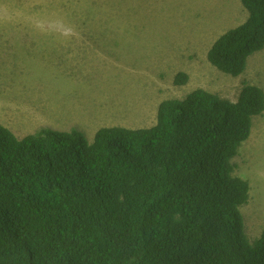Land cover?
Wrapping results in <instances>:
<instances>
[{
    "label": "trees",
    "instance_id": "16d2710c",
    "mask_svg": "<svg viewBox=\"0 0 264 264\" xmlns=\"http://www.w3.org/2000/svg\"><path fill=\"white\" fill-rule=\"evenodd\" d=\"M208 60L242 76L264 50V0ZM180 73L175 85L188 83ZM264 113V90L237 102L204 89L163 101L150 128H42L18 138L0 124V264H264L241 208L250 184L234 159Z\"/></svg>",
    "mask_w": 264,
    "mask_h": 264
},
{
    "label": "rangeland",
    "instance_id": "374dc122",
    "mask_svg": "<svg viewBox=\"0 0 264 264\" xmlns=\"http://www.w3.org/2000/svg\"><path fill=\"white\" fill-rule=\"evenodd\" d=\"M247 18L241 0H0V124L20 139L48 127L92 143L102 128L155 126L163 101L197 89L237 102L246 84L264 90V50L236 78L208 52ZM180 73L189 80L177 86ZM234 165L250 184L241 212L255 242L264 231V113Z\"/></svg>",
    "mask_w": 264,
    "mask_h": 264
},
{
    "label": "bare ground",
    "instance_id": "6f19581e",
    "mask_svg": "<svg viewBox=\"0 0 264 264\" xmlns=\"http://www.w3.org/2000/svg\"><path fill=\"white\" fill-rule=\"evenodd\" d=\"M12 30V29H11ZM26 30V29H25ZM36 50V49H35Z\"/></svg>",
    "mask_w": 264,
    "mask_h": 264
}]
</instances>
